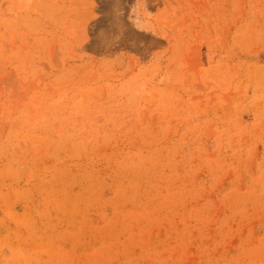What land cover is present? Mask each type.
Segmentation results:
<instances>
[{"label":"rangeland","instance_id":"374dc122","mask_svg":"<svg viewBox=\"0 0 264 264\" xmlns=\"http://www.w3.org/2000/svg\"><path fill=\"white\" fill-rule=\"evenodd\" d=\"M0 264H264V0H0Z\"/></svg>","mask_w":264,"mask_h":264}]
</instances>
